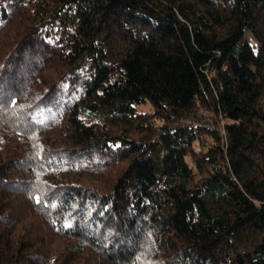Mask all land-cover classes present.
<instances>
[{
	"label": "trees",
	"instance_id": "trees-1",
	"mask_svg": "<svg viewBox=\"0 0 264 264\" xmlns=\"http://www.w3.org/2000/svg\"><path fill=\"white\" fill-rule=\"evenodd\" d=\"M0 264H264V0H0Z\"/></svg>",
	"mask_w": 264,
	"mask_h": 264
},
{
	"label": "rangeland",
	"instance_id": "rangeland-1",
	"mask_svg": "<svg viewBox=\"0 0 264 264\" xmlns=\"http://www.w3.org/2000/svg\"><path fill=\"white\" fill-rule=\"evenodd\" d=\"M150 106L149 105H143L141 106V109L143 110H149ZM203 120H206L205 122H212V117L208 115L207 113H203V116H201ZM207 124V123H205Z\"/></svg>",
	"mask_w": 264,
	"mask_h": 264
}]
</instances>
